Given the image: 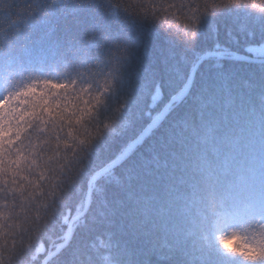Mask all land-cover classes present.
I'll return each mask as SVG.
<instances>
[{"label":"snow or ice","instance_id":"6c2138e0","mask_svg":"<svg viewBox=\"0 0 264 264\" xmlns=\"http://www.w3.org/2000/svg\"><path fill=\"white\" fill-rule=\"evenodd\" d=\"M0 264H264V0H0Z\"/></svg>","mask_w":264,"mask_h":264},{"label":"rangeland","instance_id":"374dc122","mask_svg":"<svg viewBox=\"0 0 264 264\" xmlns=\"http://www.w3.org/2000/svg\"><path fill=\"white\" fill-rule=\"evenodd\" d=\"M226 242L229 244L230 247H231V246H234L235 243H236L235 240H232V241H226Z\"/></svg>","mask_w":264,"mask_h":264}]
</instances>
